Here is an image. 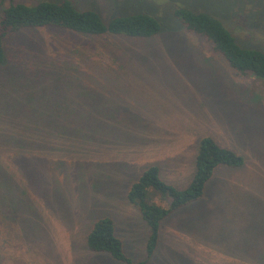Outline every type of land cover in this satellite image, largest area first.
Segmentation results:
<instances>
[{
    "label": "rangeland",
    "instance_id": "rangeland-1",
    "mask_svg": "<svg viewBox=\"0 0 264 264\" xmlns=\"http://www.w3.org/2000/svg\"><path fill=\"white\" fill-rule=\"evenodd\" d=\"M72 1L107 24L147 14L161 30L133 38L48 27L6 39L0 88L10 90L13 80L16 109L33 94L31 110L20 113L41 120L0 116L7 130L0 144L18 155L3 162L11 189L0 204V264H125L87 247L93 225L108 217L126 255L145 260L149 228L129 189L154 165L165 182L186 189L203 137L245 164L217 168L202 199L162 222L148 264H264V81L238 75L176 16L182 8L209 14L243 48L264 53V0ZM31 150L41 157L29 158ZM152 202L169 208L171 201Z\"/></svg>",
    "mask_w": 264,
    "mask_h": 264
},
{
    "label": "trees",
    "instance_id": "trees-1",
    "mask_svg": "<svg viewBox=\"0 0 264 264\" xmlns=\"http://www.w3.org/2000/svg\"><path fill=\"white\" fill-rule=\"evenodd\" d=\"M176 16L186 30L195 36L206 39L213 45V51L223 56L231 68L242 77L251 76L264 81V53L257 49L243 48L237 39L218 19L206 13H195L189 9H178ZM58 28L86 36H125L133 38H148L161 30V25L155 17L147 14L118 17L110 23H105L96 10H79L72 0L49 1L42 0L35 5L15 3L14 0H0V68L6 64V39L17 32L26 29ZM11 89L5 84L0 88V116L15 118L17 115L26 116L27 125L37 124L38 115L20 113L25 105L30 109L33 94L22 99L19 109L12 106L14 98L9 91L16 93L13 80ZM24 86V85H22ZM19 87L21 85L19 84ZM4 91H8L3 95ZM25 98V97H24ZM26 101V104H24ZM98 118H96L97 120ZM41 120V119H40ZM89 121V120H88ZM2 123V120H0ZM87 122H82L86 125ZM0 126V133L7 131ZM82 129L78 132L80 137ZM2 143V141H1ZM16 149H10L0 144V204L8 203V196L3 189H11L9 178L3 174L4 160L18 156ZM34 155L41 157L43 151H34ZM47 153V152H46ZM45 154V152H44ZM32 156V157H31ZM9 158V159H7ZM245 164L244 158L236 151L221 146L212 137H203L198 143L195 157V171L189 186L180 190L168 184L161 177L158 166L148 167L142 176L131 186L128 201L140 212L142 219L148 225L149 237L146 246L147 258L134 262L124 251L123 241L116 235V227L111 218L98 220L90 230L86 243L94 253H107L114 260L125 264H148L157 251L162 222L180 209L199 201L205 195L207 183L219 167L241 168ZM37 167V166H36ZM40 168H34L29 173L37 174ZM24 175V174H22ZM8 178V179H7ZM170 199L169 208H164L154 202V197ZM12 203V202H10ZM13 209V207H12Z\"/></svg>",
    "mask_w": 264,
    "mask_h": 264
},
{
    "label": "crops",
    "instance_id": "crops-1",
    "mask_svg": "<svg viewBox=\"0 0 264 264\" xmlns=\"http://www.w3.org/2000/svg\"><path fill=\"white\" fill-rule=\"evenodd\" d=\"M162 225V224H161ZM160 231H161V228H160ZM159 242H160V239H159ZM159 246V245H158ZM158 249V248H157Z\"/></svg>",
    "mask_w": 264,
    "mask_h": 264
}]
</instances>
